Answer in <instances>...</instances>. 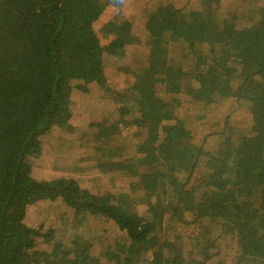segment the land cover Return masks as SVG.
<instances>
[{
    "label": "trees",
    "instance_id": "trees-1",
    "mask_svg": "<svg viewBox=\"0 0 264 264\" xmlns=\"http://www.w3.org/2000/svg\"><path fill=\"white\" fill-rule=\"evenodd\" d=\"M84 255L264 264V0H0V264Z\"/></svg>",
    "mask_w": 264,
    "mask_h": 264
},
{
    "label": "rangeland",
    "instance_id": "rangeland-1",
    "mask_svg": "<svg viewBox=\"0 0 264 264\" xmlns=\"http://www.w3.org/2000/svg\"><path fill=\"white\" fill-rule=\"evenodd\" d=\"M193 34L198 43H204L207 41V35L202 25H197L196 27H194ZM240 42H243V44L245 43L242 39H240L237 44L239 45ZM166 54H167V62L159 69L158 72L160 73L161 77H165V80L170 81L177 77L178 71L181 69V67L186 65V63H185V60L181 57L180 45L173 39L169 43L166 44ZM75 110L78 112L80 110V107ZM83 114L84 115L81 116V122L85 125H88L91 122L90 119L94 118L96 115V113L94 112V115L92 117H87L85 114V111ZM98 141H99V144H97V147L100 149V147H102L101 142L103 141V139L101 138ZM95 144H96L95 140H93L91 144L87 146L88 150L86 149V150L76 151L74 155L66 156L64 153H61L59 157L64 156L65 159H63V161H58L59 165L67 164L71 167L72 165L76 163L78 158L80 160L84 158L86 155H88L89 152L93 153L95 150L91 151L89 150V148L90 146L95 145ZM48 155L53 156L55 154L49 153ZM49 169L53 170L52 168H49ZM66 171H61V170L59 172L54 171L51 173L50 177L58 178L62 176L63 173ZM26 174L27 176L34 177L36 175V172L27 170ZM41 176H44V173H41ZM37 211L38 209L37 207H35L34 202L32 200L30 199L17 200L11 208V213L9 216V223L7 224V230L9 234L14 236L17 234V232H20L22 229L23 230L25 229L24 225L19 221V217H22L23 215L24 216L32 215L36 213ZM59 213H61V211H58V210L54 211L51 214V219H54L56 216L59 215ZM71 264H91L90 257H88L87 255H84L82 258H80L79 260L73 261Z\"/></svg>",
    "mask_w": 264,
    "mask_h": 264
}]
</instances>
